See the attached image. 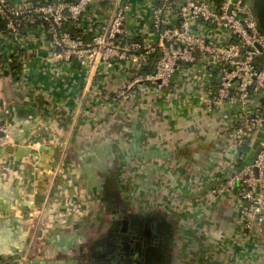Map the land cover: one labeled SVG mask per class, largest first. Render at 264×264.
Here are the masks:
<instances>
[{"label":"built area","instance_id":"obj_1","mask_svg":"<svg viewBox=\"0 0 264 264\" xmlns=\"http://www.w3.org/2000/svg\"><path fill=\"white\" fill-rule=\"evenodd\" d=\"M147 2L140 15L147 27L131 34L128 0H0V37L9 42L0 64L14 71L29 42L44 43L48 67L77 66L94 79L81 110L71 114L78 127L103 130L126 104H132L129 118L164 106L168 123L224 113L205 129L208 138L224 140L217 166L206 177L178 180L164 209L194 232L213 226L224 206L235 215V228L234 240L219 245L222 264H257L264 260V34L246 0ZM32 28L38 37H31ZM120 71L129 79L104 89ZM10 143L0 112V147ZM196 213L198 223L190 219Z\"/></svg>","mask_w":264,"mask_h":264},{"label":"crops","instance_id":"obj_2","mask_svg":"<svg viewBox=\"0 0 264 264\" xmlns=\"http://www.w3.org/2000/svg\"><path fill=\"white\" fill-rule=\"evenodd\" d=\"M128 4L129 32L137 34L147 27L140 15L148 2ZM32 30L31 37H38ZM8 50L2 35L1 62ZM47 55L45 45L29 42L14 71L0 64V112L11 137L10 145L0 147V264H105L103 246L111 218L102 199L109 182L133 207L139 204L142 210L166 216L170 188L183 177H206L217 166L216 151L224 140L208 138L205 129L224 113L168 123L170 112L164 106L129 118L132 104H126L103 130L78 127L71 114L81 110L94 79L77 66L48 67ZM128 79L127 73L114 72L103 88ZM9 147L14 150L7 151ZM198 215L192 222L201 221ZM226 215L218 208L213 226L194 233L174 220L187 233L186 264L223 263L219 245L234 240L235 228V220ZM262 248L264 253V239Z\"/></svg>","mask_w":264,"mask_h":264},{"label":"flooded vegetation","instance_id":"obj_3","mask_svg":"<svg viewBox=\"0 0 264 264\" xmlns=\"http://www.w3.org/2000/svg\"><path fill=\"white\" fill-rule=\"evenodd\" d=\"M108 188L102 199L104 210L112 214L105 231V264H186L187 233L175 226L171 214L133 207L111 182Z\"/></svg>","mask_w":264,"mask_h":264},{"label":"water","instance_id":"obj_4","mask_svg":"<svg viewBox=\"0 0 264 264\" xmlns=\"http://www.w3.org/2000/svg\"><path fill=\"white\" fill-rule=\"evenodd\" d=\"M246 1L250 7L251 12L253 13L254 17L258 21L259 29L261 33L264 34V0H246ZM177 77H178V74L175 73L172 77L173 84L177 82ZM13 150L14 149L12 147H9L7 151L12 152ZM259 151H260V148H258L255 154L253 155V159H256L257 155L259 154ZM216 185H218V183L212 185L209 189L215 187ZM233 217H235L234 214H233Z\"/></svg>","mask_w":264,"mask_h":264},{"label":"rangeland","instance_id":"obj_5","mask_svg":"<svg viewBox=\"0 0 264 264\" xmlns=\"http://www.w3.org/2000/svg\"><path fill=\"white\" fill-rule=\"evenodd\" d=\"M42 45H44V43H41ZM6 53H8V51L6 52ZM97 106L96 105H92V107H91V105H88V109L89 110H93L94 108H96ZM93 108V109H92ZM187 113V115H188V117H190L192 114H193V111L191 110V111H187L186 112ZM220 159H221V161H223V156L222 155H220ZM222 163V162H221ZM221 163H220V165L219 166H221ZM214 169V167L213 168H211V170H213ZM231 197V196H230ZM169 203V201H167L165 204L167 205ZM176 205H177V202H174ZM181 207H182V205H181ZM168 209V208H167ZM188 213L187 212H185L184 213V217H182V218H185L186 217V215H187ZM194 214H195V212H194ZM111 216H112V214H111V211H109V217L111 218ZM187 218V217H186ZM198 218H200L201 219V216L200 215H198ZM111 222V221H110ZM177 223V222H176ZM179 223V222H178ZM177 223V224H178ZM183 223V222H182ZM181 230V229H180ZM190 231V230H189ZM189 233H191V231L189 232ZM194 233V232H193ZM207 235H209L210 234V232L208 233H206ZM199 235H201V234H199ZM199 237H203V236H199ZM215 243L211 240L210 242H209V245H211V247H214L215 245H214Z\"/></svg>","mask_w":264,"mask_h":264},{"label":"trees","instance_id":"obj_6","mask_svg":"<svg viewBox=\"0 0 264 264\" xmlns=\"http://www.w3.org/2000/svg\"><path fill=\"white\" fill-rule=\"evenodd\" d=\"M36 1H40L41 3H46V0H36ZM247 146H245L244 145V147H243V151L244 152H246L247 151ZM219 208H221L222 209V212H225L227 215H226V217H228L229 218V220H231V219H233V218H230L229 216H228V213H227V208H225L224 206H220ZM222 215H224L223 213H222ZM233 220H235V219H233ZM176 224V223H175ZM177 225V224H176Z\"/></svg>","mask_w":264,"mask_h":264}]
</instances>
